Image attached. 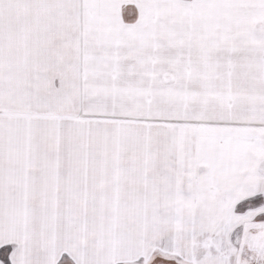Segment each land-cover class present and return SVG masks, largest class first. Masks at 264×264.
Returning <instances> with one entry per match:
<instances>
[{
  "label": "snow or ice",
  "instance_id": "obj_1",
  "mask_svg": "<svg viewBox=\"0 0 264 264\" xmlns=\"http://www.w3.org/2000/svg\"><path fill=\"white\" fill-rule=\"evenodd\" d=\"M0 264H264V0H0Z\"/></svg>",
  "mask_w": 264,
  "mask_h": 264
}]
</instances>
